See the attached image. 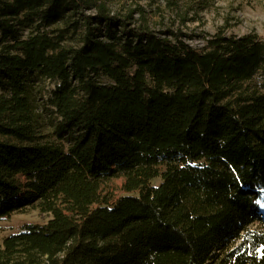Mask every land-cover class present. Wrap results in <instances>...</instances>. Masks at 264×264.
I'll return each mask as SVG.
<instances>
[{"label":"trees","instance_id":"obj_1","mask_svg":"<svg viewBox=\"0 0 264 264\" xmlns=\"http://www.w3.org/2000/svg\"><path fill=\"white\" fill-rule=\"evenodd\" d=\"M107 1L0 0V218L48 215L0 264H264V40L197 50Z\"/></svg>","mask_w":264,"mask_h":264},{"label":"rangeland","instance_id":"obj_2","mask_svg":"<svg viewBox=\"0 0 264 264\" xmlns=\"http://www.w3.org/2000/svg\"><path fill=\"white\" fill-rule=\"evenodd\" d=\"M112 14L126 19L131 26L146 27L157 33L175 35L202 50L216 35L242 36L255 34L264 40V0H110L106 2ZM86 12H93L89 10ZM256 75L253 82L260 80ZM50 82L36 85V113L41 129L50 128L55 116L46 107ZM47 108V109H46ZM158 181V179H155ZM121 178L110 180L103 189L105 193L118 196ZM264 215V202L259 200ZM48 219L33 206H28L0 218V242L10 233L20 231L27 224H43Z\"/></svg>","mask_w":264,"mask_h":264}]
</instances>
